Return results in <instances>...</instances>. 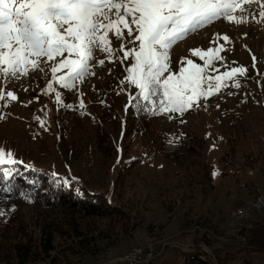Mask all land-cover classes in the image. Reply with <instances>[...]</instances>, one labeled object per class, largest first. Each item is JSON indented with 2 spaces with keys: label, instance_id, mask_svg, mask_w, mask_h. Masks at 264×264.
<instances>
[{
  "label": "rangeland",
  "instance_id": "obj_1",
  "mask_svg": "<svg viewBox=\"0 0 264 264\" xmlns=\"http://www.w3.org/2000/svg\"><path fill=\"white\" fill-rule=\"evenodd\" d=\"M251 11L256 15L255 20L249 15L248 22L239 25L215 21V25L212 23L188 36L171 50L174 70L180 66L181 57L204 64L200 57L191 54V49L206 51L209 47L219 49L221 45L226 51L218 50L215 54L225 61H214L207 70L210 76H222L230 67L247 68V78L237 77L242 84L239 89L225 87L182 116L172 113L170 119L165 114L146 115L144 125L149 127L147 135L151 139L166 138L191 150L183 164L169 163L158 154L155 140L148 141L136 133L127 134L134 113L129 94L135 95L137 90L127 83L121 85L120 81L127 75L125 69L130 58L123 63L109 62L103 54H98L100 59H105V64L93 69L95 75L87 79L86 89L80 92L82 95L63 94V103L73 105L72 108L58 106L55 92L40 95L35 103L33 97L41 89L35 88L36 85L32 86L35 90L29 92H24L19 82L8 86L9 90L17 92L18 100L0 108V116H3L0 147L10 150L22 163L58 176L73 177L101 192L110 189L120 176L123 185L118 187V193L133 209L135 215L130 225L137 227L129 231L128 236H122L108 230L103 220H80L62 211L5 200L0 205L3 212L0 215V264H30L29 261L21 263L25 249L31 254L27 258H34L37 264H47L53 256L56 264H123L120 259L125 252L141 245L153 248L154 264H175L179 262L176 250L183 251L187 236L195 233V227L186 226L193 221L204 225L208 222L206 227L214 226L223 238L237 233L240 226L245 225L233 221L230 213L255 194H264V171L252 174L251 189L242 193L233 179L220 176L219 172L220 158L226 150L231 129L242 131L239 154L249 151L262 155L264 168V76H257V72L264 74V22H256L260 20L259 5L254 4ZM216 33L221 37L212 44ZM225 33L231 37V43L223 41ZM189 39L192 40L186 43ZM113 42L118 48L120 42L114 38ZM179 45L182 46L178 48ZM119 55L123 57V52ZM253 56L256 57L255 68ZM36 78L33 74L25 81L26 85L31 86ZM81 102L83 108L79 106ZM35 116L45 122L43 127ZM211 166L216 168L212 180L208 177ZM260 218H264V209L254 215L252 221ZM75 232L81 234L79 240L90 239L91 243L86 248L79 247L74 243ZM49 238L53 251L46 259L42 251L50 246ZM254 264H264V259Z\"/></svg>",
  "mask_w": 264,
  "mask_h": 264
},
{
  "label": "snow or ice",
  "instance_id": "obj_2",
  "mask_svg": "<svg viewBox=\"0 0 264 264\" xmlns=\"http://www.w3.org/2000/svg\"><path fill=\"white\" fill-rule=\"evenodd\" d=\"M254 4L259 5L260 20L256 22H264V0H0V108L18 100L17 92L9 90L8 85L19 82L27 92L29 87L24 82L34 73L42 74L45 87L33 99L55 92L58 106L72 108L73 105L63 103V95L53 83L78 92V85L95 75L93 69L105 64L98 55L103 54L109 62L123 63L130 58L127 75L120 83L137 90L135 95L129 94V102L137 111L165 114L170 119L172 113L182 116L225 87L239 89L242 84L237 77L247 78V68L230 67L222 76H210L207 70L213 62L225 61L215 54L226 51L221 45L206 51L191 49V54L200 57L204 64L181 57L180 66L174 70L171 50L215 21L239 25L247 23L249 15L255 20L251 11ZM220 37L221 34H214L211 43ZM113 38L120 42L118 48L113 46ZM222 39L232 42L226 33ZM252 59L255 68L256 57ZM224 66L229 67L226 62ZM58 72L62 74L57 75ZM257 76L264 74L257 72ZM256 82L260 86V80ZM79 106L83 108V102ZM34 119L44 126L40 117ZM20 163L14 153L0 147V166L6 165L0 167L4 181L18 173L15 166ZM0 191L11 192L13 187L7 185Z\"/></svg>",
  "mask_w": 264,
  "mask_h": 264
},
{
  "label": "trees",
  "instance_id": "obj_3",
  "mask_svg": "<svg viewBox=\"0 0 264 264\" xmlns=\"http://www.w3.org/2000/svg\"><path fill=\"white\" fill-rule=\"evenodd\" d=\"M133 111L127 126V134L136 133L145 136L149 141L151 139L147 135L149 127L144 125V119L146 115H153L137 111L134 107ZM241 134V130H230V135L226 139V150L220 158L222 166L219 175H226L228 179H233L237 190L242 193L251 187L252 174L263 172L264 168L262 155L249 151L239 154ZM168 141L166 138L155 140L157 153L169 163L183 164L191 150L180 142L170 145ZM0 167H6V165ZM15 167L18 173L14 174L9 181H4L0 174V189L7 185L13 187L11 192L0 191V205L5 200H12L16 203L38 206L48 211H62L71 218L77 217L80 220H103L106 221L108 230H115L122 236H128L129 231L137 227L133 223L130 225V219L135 215L133 209L120 199L118 187L123 185L120 176L116 178V183L113 181L114 187L111 186L110 189L101 192L70 176L53 175L49 170L25 163L17 164ZM215 169L211 166L208 172L210 180L213 179ZM28 180H35L36 183L30 184ZM65 182H68L67 187L64 186ZM206 224L209 223L205 222L204 225L201 221H193L190 225H186L188 229L192 226L196 230L191 237L187 236L186 240L182 239L186 242V248L183 251L182 249L176 250L179 262L175 264H254L264 259V218L255 221L251 228L242 225L237 233L227 234L224 238L222 234H217L214 226L207 225L209 227L207 228ZM74 235V243L79 247L86 248V245L91 243L90 239L79 240L78 238L81 237L79 232H75ZM237 241H243V243L237 245L235 244ZM47 243L50 246L43 248L42 251L46 259L50 258L49 254L53 251L50 238ZM56 253L54 255H57ZM29 255H31L29 250L25 249L21 263L29 261L30 264H37L34 258H27ZM56 263L57 259L53 256L47 264Z\"/></svg>",
  "mask_w": 264,
  "mask_h": 264
},
{
  "label": "built area",
  "instance_id": "obj_4",
  "mask_svg": "<svg viewBox=\"0 0 264 264\" xmlns=\"http://www.w3.org/2000/svg\"><path fill=\"white\" fill-rule=\"evenodd\" d=\"M262 207H264V194L258 193L251 200L234 207L230 217L235 218L237 222H243L245 227L249 228L250 224L255 223V220L252 221L254 215L260 214ZM155 257L153 248L141 245L137 246L135 250H128L120 261L123 264H153Z\"/></svg>",
  "mask_w": 264,
  "mask_h": 264
},
{
  "label": "bare ground",
  "instance_id": "obj_5",
  "mask_svg": "<svg viewBox=\"0 0 264 264\" xmlns=\"http://www.w3.org/2000/svg\"><path fill=\"white\" fill-rule=\"evenodd\" d=\"M206 33V32H205ZM207 35V34H206ZM205 35V36H206ZM192 39H189L188 41H186V43H188V42H190ZM115 41V40H114ZM114 43V42H113ZM186 43H184L185 45H186ZM180 46H182V45H179V46H177L178 48H180ZM174 50H176L175 48H174ZM264 209V207H262L261 208V211ZM233 221H235V218H231ZM147 247V246H146ZM149 248H151V247H149ZM135 249H137V246H135V247H133V248H131V249H129V250H135ZM127 252V251H126ZM125 252V253H126ZM123 257V256H122Z\"/></svg>",
  "mask_w": 264,
  "mask_h": 264
},
{
  "label": "water",
  "instance_id": "obj_6",
  "mask_svg": "<svg viewBox=\"0 0 264 264\" xmlns=\"http://www.w3.org/2000/svg\"><path fill=\"white\" fill-rule=\"evenodd\" d=\"M155 260V259H154Z\"/></svg>",
  "mask_w": 264,
  "mask_h": 264
}]
</instances>
